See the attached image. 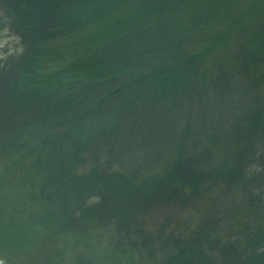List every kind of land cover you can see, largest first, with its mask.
I'll return each mask as SVG.
<instances>
[{"label": "trees", "instance_id": "obj_1", "mask_svg": "<svg viewBox=\"0 0 264 264\" xmlns=\"http://www.w3.org/2000/svg\"><path fill=\"white\" fill-rule=\"evenodd\" d=\"M0 2L26 44L0 60V234L27 264H63L46 236L76 264H264V0Z\"/></svg>", "mask_w": 264, "mask_h": 264}, {"label": "rangeland", "instance_id": "obj_2", "mask_svg": "<svg viewBox=\"0 0 264 264\" xmlns=\"http://www.w3.org/2000/svg\"><path fill=\"white\" fill-rule=\"evenodd\" d=\"M3 8L4 7H3L2 3L0 2V60L4 61L3 65H2L4 67L6 65L8 59H10V58L11 59H17L18 56H20L21 54H23L25 52L26 44H25L24 37L21 39L22 32L20 30H18V32H17L16 26H15V23H17V22H15V23L9 22L10 21L9 19H11L12 17L11 16L8 17L9 16V10H7L8 15L7 14L4 15L5 13H3V10L5 8L4 9ZM10 26H11V28H10ZM13 29H16V30H13ZM41 30L40 31L42 32V35H41V38H42L43 34H45L46 31L43 29V27L41 28ZM34 34H36V33H34ZM11 61H13V60H11ZM2 66L0 68L1 70H2ZM241 95H243V94H241ZM241 95H240V93L238 94V92H237L235 94L236 100H238L240 97H241V99H243V97ZM219 105H220L219 102L214 104V106H213L214 109H212V110L215 111L219 107ZM155 139H156V137H155ZM158 139H156V140L150 139L148 141L141 140L139 143L144 147L145 150L148 149L152 152H159L161 150V146L168 144L169 141L167 139H161V138H158ZM88 166H90V165H88ZM2 168H5V167L1 164L0 165V171ZM87 168H89V167H87ZM83 170L84 169H81V171H79V173L81 174V172ZM85 172H87V171H85ZM85 172H83V173H85ZM77 174H78V172H77ZM12 189L13 188H11L10 180H8V184L6 183V185L4 186V190L2 191V193L8 192L9 190L11 193ZM20 193L24 194V191L22 190V191H20ZM22 194H20V195H22ZM234 195H235V193H232V196H234ZM237 195L240 196V193H237ZM72 201L73 200H70L69 203L72 204ZM224 201H225V199L221 200V202H224ZM24 202H25V200H24ZM47 202H46V208H48L49 206L50 207L53 206V204L52 205L47 204ZM41 203H44V202H39L38 206L33 208V207H31V201H29V204L28 205L26 204L25 211L23 209L19 208V211H17V212L18 213H24V214H26V216H30L27 214H31V213L40 214L41 212H43V209L45 208V207L44 208L40 207V206H44V204H41ZM47 205H49V206H47ZM28 207H30L29 210H28ZM53 208H54V206H53ZM206 209H207V207L200 206L198 213H195L194 209L191 207L182 211V214H180L179 217L183 222L185 221L187 225L186 226L185 225H182V226L179 225V226H181L180 230L184 231L183 233H188L187 230H191L192 228L196 227L197 222L202 217V215ZM165 213H167V212L165 211ZM10 216L8 214L7 218H9ZM154 218H158V217L155 216ZM158 219H160V218H158ZM152 220H155V219H152ZM152 220H150V222ZM176 222H178V221L176 220ZM173 224H174V222L171 223L172 227L169 229L175 228L176 225L173 226ZM148 227L153 229L151 225H149ZM177 229H178V227H177ZM112 233H113V231L109 227H107V228L101 227L99 229L100 240L93 242L94 248L100 249V251H105L108 248V246L110 248L112 245L110 243V241H111L110 237H111ZM34 234L36 235L37 232H35ZM2 237H3V235L0 234V238H2ZM3 238L5 240L8 239L7 237H3ZM45 238H51V239H47L46 241L54 242V245L57 248L63 249V252H64L63 262H62L63 264H76V261H78V254L80 251H79L78 247H76L75 239H72L71 237L63 239V236L57 237V238L46 236ZM36 239H38V238L36 237L35 240ZM14 240H12V241L7 240V241H9L8 243H10V242L13 243ZM3 242H4L3 240H0V244ZM12 243H10L7 247H4V248L2 247V249L0 250V264H27V258L29 256V248H26V251L23 252L22 254H20V253L16 252V246H14ZM29 245L30 244H26V247H28ZM46 245L49 246V244H46ZM13 246L15 247V249H12ZM99 255H100L99 253L95 252L94 255H91L88 257H89V259H94L96 261L98 259Z\"/></svg>", "mask_w": 264, "mask_h": 264}]
</instances>
